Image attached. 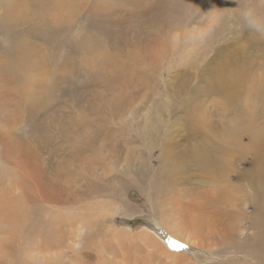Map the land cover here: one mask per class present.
<instances>
[{"label":"rangeland","instance_id":"obj_1","mask_svg":"<svg viewBox=\"0 0 264 264\" xmlns=\"http://www.w3.org/2000/svg\"><path fill=\"white\" fill-rule=\"evenodd\" d=\"M246 2L0 0V264H149L152 247L138 259L127 238L157 227L125 195L146 197L162 146L192 203L207 178L251 177L254 148L233 134L264 131V37L243 26ZM157 121L149 147L140 125Z\"/></svg>","mask_w":264,"mask_h":264},{"label":"bare ground","instance_id":"obj_2","mask_svg":"<svg viewBox=\"0 0 264 264\" xmlns=\"http://www.w3.org/2000/svg\"><path fill=\"white\" fill-rule=\"evenodd\" d=\"M74 46L76 47V49L79 48V45L74 44ZM229 66L234 67L235 62L233 63L229 62L228 67ZM229 73L232 74L233 76H237L233 70H229ZM230 83H232V80H230ZM137 124H141V123H137ZM140 126H142L143 129H145V131L143 132L148 138L149 147H152L151 146L152 142H150V140L153 139V137L156 139L157 135L159 134L160 129L162 128V126H160V121L152 123L150 127L147 124H145V126L141 124ZM263 134L264 131H261L259 129H244V128L242 129V131H236L233 134V139L235 140V143L242 142V140L245 139L244 137L247 136L251 146L254 148V161L256 168L255 170H248V174L251 175L250 178L247 179L245 176L239 175V177H237L239 180L237 182H233L234 178L236 179V175L232 177L229 174L228 177L230 178L219 177L217 178L215 184H222V186L220 185L218 186V188L214 190H213V186H210V178H207L203 181L204 183H202L203 186L207 188L204 191L198 193V196H196L193 203L192 201L189 200L188 194H185V191L187 190L186 192H189V189L191 188L186 187V190H183V188L180 187H183L184 183L187 182L188 184H190L194 180L187 179L184 176V171L182 169H179L177 167L178 164L171 160L176 158L177 155L165 152L164 151L165 148L163 146L158 148L160 149L159 151L160 153L158 156H155L153 154L152 152L153 150L150 151L152 153V156L150 155L148 156L149 163L146 162L145 164V168L148 170V172L151 173L149 182L147 184L148 193H146V197H142L136 190H132V191L136 192L140 196L139 199L136 198L133 199L131 197L132 191H130L128 194L125 195L126 206L132 209H134L135 207L137 208L134 209L133 214L136 215L148 214L152 218V221L157 227L154 233H151L147 230H142V232H140V234L137 235H134L133 232H131L132 230L129 232V229H127L126 233L124 234V236L126 237L127 236L126 234L129 232L130 236L129 237L127 236L128 237L127 242L129 241L131 244L133 241L136 240L142 242V245L137 244V246L142 247L140 248L141 251L138 250L136 254L133 252L135 254V257L137 256L138 259H140L141 257H142L141 259L146 258L144 260L147 261L148 258L143 255L142 250L144 249V247L147 248L152 247L153 250L150 254V259L148 260L151 264H156L154 261L155 257L158 258L160 261L163 259L165 261L163 262L164 264L168 262V259L175 260L172 264H179V263L207 264V262H209L210 264H264V213H263L264 200L262 199V196L264 195ZM242 146H245L244 143H242ZM195 148L196 146L193 145L190 149H188L185 153H183L186 162L188 161L195 163V161L197 160V158H194V153H193ZM151 157L152 158L156 157L158 163L153 164L150 161ZM105 168L106 167L102 168L104 176L109 177V175L106 173ZM91 170L92 169L89 168V172L94 175L99 173V171H101V168L99 169L98 167H95L92 171ZM242 171H243L242 169L237 170L238 173H241ZM172 172L178 174L179 177L172 178L173 177V175H171ZM90 179L91 177L88 180ZM195 182H199V181L195 180ZM245 182H248L249 184L248 183L247 184L249 186L246 187L242 186ZM60 191L62 192V190ZM180 191L181 193L180 195H178ZM59 193L60 192H58V195ZM175 194L177 195L178 198L176 199V201H174L173 204H171L170 202H166L164 204L161 203L164 199H166L170 195H175ZM42 202L44 201L42 200ZM46 204L49 205L50 203L47 202ZM58 204L56 205L58 206ZM249 205L251 206V208H254V214H252V210L250 212L248 211ZM48 207L50 209L51 206L49 205ZM25 208L27 207L25 206ZM26 210L25 212L21 213L19 209L18 216L19 215L23 216V219L27 223H31L34 220V216L31 211L32 209L28 208L27 212ZM55 210L53 209V211ZM49 216L47 218H50ZM61 216L63 215L61 214ZM44 217H46V215ZM48 223H50L51 225V222ZM85 223L87 222L85 221ZM83 226L86 227L85 225H82V227ZM78 228L80 227L78 226ZM162 232H164V235H162ZM116 234L118 233L116 232L115 234L112 235L116 237ZM119 235L117 237L121 238ZM169 238L186 245V247L180 249L179 250L180 253L172 252L176 250H174L172 247L169 246L168 244ZM77 242L75 241L74 243L72 242L71 243L75 244V247H77L78 245ZM135 249L136 247H134V251ZM184 250H186L187 252H185ZM61 253L64 256L66 254V253L64 254V251ZM184 253L190 254L191 257L187 258L186 257L187 255ZM68 256L70 255L68 254ZM77 256L78 255H76L75 257L74 256L71 257L74 259L77 258Z\"/></svg>","mask_w":264,"mask_h":264},{"label":"clouds","instance_id":"obj_3","mask_svg":"<svg viewBox=\"0 0 264 264\" xmlns=\"http://www.w3.org/2000/svg\"><path fill=\"white\" fill-rule=\"evenodd\" d=\"M240 17L245 28L257 36L264 37V0L246 2L242 7Z\"/></svg>","mask_w":264,"mask_h":264},{"label":"snow or ice","instance_id":"obj_4","mask_svg":"<svg viewBox=\"0 0 264 264\" xmlns=\"http://www.w3.org/2000/svg\"><path fill=\"white\" fill-rule=\"evenodd\" d=\"M168 244L170 247H172L174 250H180L182 248H185L186 245L182 244V243H179L177 242L176 240H173L171 238H169L168 240Z\"/></svg>","mask_w":264,"mask_h":264}]
</instances>
